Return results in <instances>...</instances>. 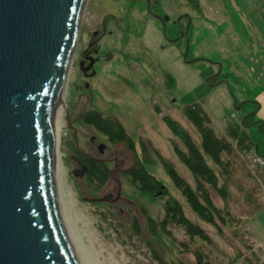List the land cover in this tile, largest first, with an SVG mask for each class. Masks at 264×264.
I'll return each mask as SVG.
<instances>
[{"label": "rangeland", "instance_id": "1", "mask_svg": "<svg viewBox=\"0 0 264 264\" xmlns=\"http://www.w3.org/2000/svg\"><path fill=\"white\" fill-rule=\"evenodd\" d=\"M192 3L198 6L194 8ZM153 13L169 17L168 38ZM186 13L191 18L188 62L184 59L186 38L169 40L181 33L179 17L183 16L182 25L187 26ZM89 44V48L97 44L102 56L94 67L93 78H86L80 69ZM262 48L264 0L86 1L63 102L58 104L62 115L57 140L61 187V201L58 200L66 211L65 219L82 264H158L157 257L165 264H199L194 253L197 245L212 264H264V207L247 217L243 202L236 198L229 203L236 214H241L238 229L248 243L234 236L230 227H222L223 233H219L191 210L158 157L159 153L174 164L194 185L192 175L174 151L173 136L162 119L169 115L178 121L199 144L198 132L184 116L188 104L200 103L218 134H224L229 123L240 122L256 106V117L264 122ZM89 111L116 119L141 159L145 156L142 143L145 144L146 156L152 159L144 163L145 170L159 179L169 195L182 204L186 216L207 232L211 246L199 242L183 248L179 242L189 243L190 239L177 227H171L173 238L162 233L159 224L164 215L163 200L141 195L120 170L113 171L99 190L85 174H74L81 168L76 158L85 154L106 159L110 169V159L123 160L114 168L133 165V157L123 142L110 143L85 121ZM101 144L106 145L103 152ZM249 154L251 158L256 152ZM260 190L264 206V188ZM107 194L118 198L113 202L84 199ZM213 199L223 206L215 193ZM148 216L156 222L153 232ZM135 222L139 232L135 231Z\"/></svg>", "mask_w": 264, "mask_h": 264}, {"label": "water", "instance_id": "2", "mask_svg": "<svg viewBox=\"0 0 264 264\" xmlns=\"http://www.w3.org/2000/svg\"><path fill=\"white\" fill-rule=\"evenodd\" d=\"M86 1L0 0V264H82L60 218L54 160L58 99ZM153 15L168 38L169 17ZM184 16L187 26L169 40L186 38L188 62ZM76 160L83 176L88 166Z\"/></svg>", "mask_w": 264, "mask_h": 264}, {"label": "trees", "instance_id": "3", "mask_svg": "<svg viewBox=\"0 0 264 264\" xmlns=\"http://www.w3.org/2000/svg\"><path fill=\"white\" fill-rule=\"evenodd\" d=\"M192 5L194 8L198 6L195 3ZM257 109L258 106L240 122L229 123L224 134H218L210 115L200 103L186 105L184 116L198 132L199 144L178 121L169 115L162 116L173 136L172 145L178 159L193 177V186L178 172L174 164L158 153L167 175L198 218L216 228L219 233H223L222 227H230L234 236L238 235L244 243H248V240L240 235L241 230L238 229L242 224L239 217L241 214H236L229 203L236 198L243 202L246 205L244 211L247 217L264 207L259 199L261 186L264 188V170L251 169L247 158L251 151L264 157V123L256 117ZM155 111L160 113L158 108ZM85 115V121L110 143L123 142L134 153L135 164L124 172V175L141 195L151 200H163L164 215L159 224L161 232L173 238L171 227L182 229L190 239L189 243L179 242L183 248L199 242L211 246L212 240L207 232L187 217L182 204L169 195L159 179L145 170L144 163L151 159L146 156L145 144L142 143L145 156L141 159L131 138L116 119L105 118L95 111H89ZM85 163L88 166L85 175L97 190L101 189L110 178L108 164L91 157H87ZM213 193L221 199L223 206L216 204ZM147 218L149 228L153 232L156 222L150 216ZM134 228L135 231H140L136 222ZM194 253L199 264H212L207 253H203L198 245L195 246ZM154 256L156 258L155 254ZM156 259L158 264H165L159 257Z\"/></svg>", "mask_w": 264, "mask_h": 264}, {"label": "flooded vegetation", "instance_id": "4", "mask_svg": "<svg viewBox=\"0 0 264 264\" xmlns=\"http://www.w3.org/2000/svg\"><path fill=\"white\" fill-rule=\"evenodd\" d=\"M182 15V14H181ZM161 16H164V15H161ZM183 19V18H182ZM182 19L180 20V24H181V27L182 28H185V26L184 25H182ZM177 22V21H176ZM97 32L95 31V33L94 34H96ZM91 44V43H90ZM89 44V46L86 48V50H85V56H84V58L81 60V62H80V69L82 70V72H83V75L86 77V78H93L94 77V75L96 74V70H95V66L97 65V63L101 60V58H102V56H101V54H100V51H101V49H100V47L96 44V47H94V48H89V47H91V45ZM87 85H89V84H87ZM106 149V148H105ZM128 149V148H127ZM127 151H129V153L132 155V157H133V165L131 166V167H128V168H118V166H117V168H114V166L117 164V165H120V164H122L123 163V160L122 159H110L108 162H110V163H113V168H109V173H110V176L112 175V173H113V171H115V170H120L119 171V173H124V172H126L127 170H129L130 168H132L133 166H134V164H135V156H134V153L130 150V149H128ZM131 151V152H130ZM87 157H91V158H95V159H97V160H101V161H107L106 159H102V158H97V157H93V156H91V155H89V154H85V155H83L82 156V158H80V157H77V158H79L83 163H85V159L87 158ZM119 162H121V163H119ZM86 164V163H85ZM113 169V170H112Z\"/></svg>", "mask_w": 264, "mask_h": 264}, {"label": "bare ground", "instance_id": "5", "mask_svg": "<svg viewBox=\"0 0 264 264\" xmlns=\"http://www.w3.org/2000/svg\"><path fill=\"white\" fill-rule=\"evenodd\" d=\"M65 86H66V83H65V85H64V87H63V90L61 91V93H60V97H59V99H58V104H59V101H61L62 100V98H63V95H64V93H65ZM61 102H63V100L61 101ZM62 105V104H61ZM60 108V107H59ZM59 108H58V105H57V111H56V116H55V120H56V139H55V160H54V172H55V182H56V194H57V201H58V207H59V213H60V218H61V220H62V223H63V225H64V227H65V230H66V232H67V234H68V236H69V238H70V240H71V242H72V244H73V246H74V248H75V251H76V247H75V245H74V240H73V238L71 237V234H70V229H69V227H68V223L66 222V219H65V212H64V210L62 209V206L59 204V200L61 201V197H60V191H61V187H60V176H58L59 175V173L57 172L58 170L57 169H59V167L57 166V140H58V133H59V124H60V116L62 115V113H61V111L59 110ZM60 112V113H59ZM58 116V117H57ZM58 173V174H57ZM58 198H59V200H58ZM77 252V251H76ZM80 256V255H79Z\"/></svg>", "mask_w": 264, "mask_h": 264}, {"label": "built area", "instance_id": "6", "mask_svg": "<svg viewBox=\"0 0 264 264\" xmlns=\"http://www.w3.org/2000/svg\"><path fill=\"white\" fill-rule=\"evenodd\" d=\"M248 156H251V154H248ZM247 156V158H248ZM250 161V168L251 169H260L264 170V157L261 155L254 154L251 158H248Z\"/></svg>", "mask_w": 264, "mask_h": 264}, {"label": "crops", "instance_id": "7", "mask_svg": "<svg viewBox=\"0 0 264 264\" xmlns=\"http://www.w3.org/2000/svg\"><path fill=\"white\" fill-rule=\"evenodd\" d=\"M264 50V48H262ZM264 54V51L262 52ZM258 56V55H257ZM264 123V122H263Z\"/></svg>", "mask_w": 264, "mask_h": 264}]
</instances>
